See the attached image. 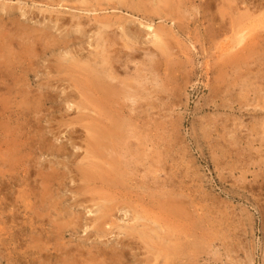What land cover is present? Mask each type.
<instances>
[{
    "label": "rangeland",
    "instance_id": "1",
    "mask_svg": "<svg viewBox=\"0 0 264 264\" xmlns=\"http://www.w3.org/2000/svg\"><path fill=\"white\" fill-rule=\"evenodd\" d=\"M116 1L0 0V264H264V0ZM93 66L120 82L122 188L82 177L110 166L75 81Z\"/></svg>",
    "mask_w": 264,
    "mask_h": 264
},
{
    "label": "bare ground",
    "instance_id": "2",
    "mask_svg": "<svg viewBox=\"0 0 264 264\" xmlns=\"http://www.w3.org/2000/svg\"><path fill=\"white\" fill-rule=\"evenodd\" d=\"M100 2V1H99ZM120 4H121V2H120V0L118 1ZM135 2V1H134ZM109 3V2H108ZM107 3V4H108ZM111 3H113V2H111ZM104 4V3H103ZM115 4V3H114ZM119 4V5H120ZM246 4V3H245ZM116 6L118 5V3H117V1H116V4H115ZM118 5V6H119ZM112 6V5H111ZM125 6V5H124ZM127 6V5H126ZM110 7V6H109ZM114 7V6H113ZM121 7H123V6H121ZM134 7V6H133ZM153 7V6H152ZM164 7V6H163ZM115 8V7H114ZM126 8V7H125ZM172 8V7H171ZM136 9V8H135ZM8 10V9H7ZM129 10V9H128ZM133 10H134V8H133ZM90 11V10H89ZM141 11V10H140ZM144 11H146V10H144ZM217 11V10H216ZM131 12H132V10H131ZM156 12H157V10H156ZM171 12V11H170ZM218 12V11H217ZM216 12V13H217ZM144 14V13H143ZM220 14V13H219ZM224 13L222 12V15H223ZM145 15H146V13H145ZM79 16H81V15H79ZM75 17V16H74ZM96 17V16H95ZM146 17V16H145ZM144 17V18H145ZM72 18H73V16H72ZM78 18H81V17H78ZM104 18V17H103ZM141 18V17H140ZM152 18V17H151ZM157 18V17H156ZM63 19V18H62ZM75 19H77V17L75 18ZM74 19V20H75ZM82 19V18H81ZM56 20V19H55ZM59 20V19H58ZM77 20H79V19H77ZM97 20V19H96ZM145 20V19H144ZM147 20H148V17H147ZM146 20V21H147ZM84 21V20H83ZM120 21V20H119ZM119 21H118V23H119ZM57 22V21H56ZM76 22H78V21H75V23ZM94 22H95V19H94ZM97 22H101V21H97ZM64 23V22H63ZM74 23V22H73ZM142 23V22H141ZM149 23V22H148ZM76 24H78V23H76ZM102 24H103V22H102ZM102 24H100V25H102ZM105 24V23H104ZM107 24V23H106ZM105 24V25H106ZM124 24V23H123ZM143 24V23H142ZM150 24V23H149ZM61 25H63V24H61ZM83 25V24H82ZM91 25V24H90ZM99 25V26H100ZM120 25H122V24H120ZM95 26V25H94ZM98 26V27H99ZM108 26H109V24H108ZM156 26V25H155ZM154 26V27H155ZM81 27V25L79 26V28ZM83 27V26H82ZM81 27V28H82ZM97 27V28H98ZM101 27H104V25L103 26H101ZM121 28L123 27V26H120ZM125 27H127V26H125ZM77 28V27H76ZM76 28H74V29H76ZM87 28V27H86ZM89 28V27H88ZM96 28V27H95ZM100 28V27H99ZM119 28V27H118ZM146 28V27H145ZM216 28V27H215ZM18 29V28H17ZM105 29V28H104ZM108 29V28H107ZM106 29V30H107ZM124 29V28H123ZM158 29V28H157ZM156 29V30H157ZM78 30V29H77ZM76 30V31H77ZM82 30V29H81ZM80 30V31H81ZM87 30V29H86ZM103 30V29H102ZM105 30V31H106ZM120 30H122V29H120ZM31 31V30H30ZM73 31V30H72ZM83 31V30H82ZM93 31V30H92ZM113 31V30H112ZM123 31V30H122ZM126 31V34H127V30H125ZM130 31V30H129ZM157 31H159V30H157ZM23 32V31H22ZM84 32H85V30H84ZM94 32V31H93ZM159 32H161V31H159ZM25 33V32H24ZM74 33V32H73ZM96 33H97V31H95V35H96ZM101 33V32H100ZM103 33V32H102ZM107 33V32H106ZM157 33V32H156ZM155 33V34H156ZM80 34H81V32H80ZM99 34V33H98ZM97 34V35H98ZM123 34H125V32L123 33ZM47 35V34H46ZM94 34H93V36H95ZM110 35H111V33H110ZM243 35V34H242ZM4 36V35H3ZM29 36V35H28ZM35 36V35H34ZM44 36H45V34H44ZM113 35H111V37H112ZM25 37V36H24ZM43 37V36H42ZM70 37V36H69ZM75 37H76V35H75ZM92 37V36H91ZM96 37V36H95ZM94 37V38H95ZM98 37V36H97ZM107 38H108V35L106 36ZM110 37V36H109ZM243 37H244V35H243ZM11 38V37H10ZM46 38V37H45ZM257 38V37H256ZM258 38H259V36H258ZM9 39V38H8ZM28 39H29V37H28ZM31 39V38H30ZM29 39V40H30ZM78 39V38H77ZM98 39V38H97ZM105 39V38H104ZM115 39V38H114ZM164 39V38H163ZM43 40H44V38H43ZM92 40H93V37H92ZM91 40V41H92ZM109 40V39H108ZM134 40H135V38H134ZM133 40V41H134ZM166 40V39H165ZM254 40V39H253ZM259 40V39H258ZM32 41H34V40H32ZM75 41V40H74ZM73 41V42H74ZM80 41H81V39H80ZM90 41V42H91ZM147 41V40H146ZM257 41V40H256ZM6 42V41H5ZM10 42V41H9ZM24 42V41H23ZM34 42H36V41H34ZM38 42V41H37ZM42 42V41H41ZM69 42V41H68ZM71 42H72V40H71ZM260 42V41H259ZM258 42V43H259ZM20 43V42H19ZM30 43V42H29ZM97 43V42H96ZM113 43L115 44V42L113 41ZM113 43H111L112 45H113ZM123 43V42H122ZM134 43H135V41H134ZM141 43V42H140ZM154 43H155V41H154ZM234 43V42H233ZM257 42H256V44H258ZM73 44V43H72ZM109 44V43H108ZM152 44H153V41H152ZM254 44H255V42H254ZM110 45V44H109ZM250 46V45H249ZM43 47V46H42ZM79 48L78 49H80V46H78ZM130 47H135V46H131L130 45ZM139 47V46H138ZM248 47V46H247ZM82 48V47H81ZM100 48H101V45H100ZM113 48H114V46H113ZM227 48V47H226ZM97 49V48H96ZM102 49V48H101ZM118 49V48H117ZM131 49V48H130ZM247 49H249V48H247ZM81 50V49H80ZM87 50V49H86ZM90 49H88V52L87 53H89L90 51H89ZM100 50V49H99ZM103 50V49H102ZM101 50V51H102ZM108 50H109V48H108ZM116 50V49H115ZM132 50V49H131ZM131 50H130V52H131ZM139 50V49H138ZM79 51V50H78ZM83 51V50H82ZM95 50H93V52H94ZM147 51V50H146ZM231 51V50H230ZM247 51V50H246ZM254 51V50H253ZM253 51H248V53L249 54H251L250 52H253ZM76 52V51H75ZM93 52H91L90 54H92ZM100 52V51H99ZM115 52V51H114ZM117 52V51H116ZM111 53H112V51H111ZM124 53V52H123ZM122 53V54H123ZM126 53V52H125ZM103 54V53H102ZM102 54H100V55H102ZM106 53H104L103 55L105 56V57H107L106 55H105ZM168 54V53H167ZM234 54V53H233ZM242 54V53H241ZM248 54V55H249ZM27 55V54H26ZM76 55V54H75ZM75 55H73V56H75ZM79 55V54H78ZM94 55H95V53H94ZM100 55H99V57H100ZM112 55V54H111ZM116 54H114V57H116L117 58V56H115ZM125 55V54H124ZM162 55V54H161ZM252 55V54H251ZM86 56V55H85ZM88 56V55H87ZM86 56V59L88 58ZM103 56V57H104ZM113 56V55H112ZM123 56V55H122ZM131 56V55H130ZM133 56V55H132ZM144 56H146V55H144ZM152 56V55H151ZM241 56V55H240ZM77 57V56H76ZM80 57H81V55H80ZM119 57V56H118ZM128 57V56H127ZM250 57V56H249ZM71 58H72V55H71ZM115 58V59H116ZM120 58V57H119ZM121 58H123V57H121ZM130 58V57H129ZM158 58V57H157ZM89 59V58H88ZM108 59V58H107ZM110 59V58H109ZM114 58H112V60H113ZM118 59V58H117ZM151 59V58H150ZM228 59H229V57H228ZM231 59V58H230ZM235 59V58H234ZM233 59V60H234ZM84 60H85V57H84ZM90 60V59H89ZM105 60H106V58H105ZM111 60V61H112ZM233 60H231V61H233ZM240 60V59H239ZM67 61V60H66ZM66 61H64V62H66ZM78 61V60H77ZM92 61V60H91ZM97 61H99V60H97ZM245 61V60H244ZM80 62V61H79ZM85 62H87V61H85ZM89 62V61H88ZM117 62V61H116ZM124 62V61H123ZM147 62V61H146ZM155 62V61H154ZM68 63H69V61H68ZM94 63V62H93ZM103 63V62H102ZM231 63V62H230ZM237 63V62H236ZM239 63V62H238ZM8 64V63H7ZM6 64V65H7ZM84 64V63H83ZM96 64V63H95ZM94 64V65H95ZM124 64V63H123ZM250 64V63H249ZM61 65V64H60ZM60 65L58 66V67H60ZM107 65H111V64H106V66ZM7 66H9V65H7ZM31 66V65H30ZM86 66H87V64H86ZM89 66V65H88ZM112 66V65H111ZM111 66H107V67H111ZM116 66V65H115ZM235 66V65H234ZM74 67H76L77 68V65H73L71 68H69L68 70H71V71H75L74 70ZM94 67H95V69L98 67V66H93V69H94ZM112 67H114V66H112ZM118 67V66H117ZM119 67L121 68V64L119 65ZM17 68V67H16ZM23 68V67H22ZM100 68H102V67H100ZM123 68V67H122ZM15 69V68H14ZM112 69V68H111ZM119 69V68H118ZM118 69H115V71L116 70H118ZM237 69V68H236ZM9 70V69H8ZM21 70H24V69H21ZM79 71H81V73H79L81 76L80 77H82L81 79H75V81L77 82V84L79 85V88H80V92H82V94L84 95H86V97H88V102L90 103V104H92L93 106H94V109H97L99 112H103V113H101V114H108L109 115V117H110V122L108 123L109 125L104 129H99L98 128V126H97V128H98V130L96 131L95 130V132H96V134H93V135H96L95 136V139L93 140V141H90V148H91V150L89 151V152H92V155L96 158V160L97 159H102L103 160V162H106V163H109L110 164V166L108 167V168H105V165H103L102 164V166H104V168L102 167V166H100V165H96V164H94L96 161H94L93 163H91L90 164V162H89V164L91 165V166H93L92 167V169H90V168H81V170L83 169V171H82V177H84L85 179H87V180H94V178L97 180V178H99L100 177V179H101V181H99V182H103V183H105V185L104 186H107V188L110 186V185H117V184H120L118 187L120 188L121 186H122V181L123 180H121L122 179V176H123V174H122V172H123V168L121 167V162L119 161V158H118V156H115V155H113V156H110V154H109V152L110 151H113V150H116L117 151V147H118V144L120 143V142H118V140H120V138H121V136H122V134L124 133L125 134V132H123L124 130H123V125H124V122L123 121H121V120H123V119H120L121 117H120V115L118 114H115L117 111L115 110L116 108L114 107L115 105V103H118L117 102V98H118V95L119 94H121L119 91L121 90V88H119L120 90L118 91V89H117V83L118 82H116L117 80V77H115L116 79H115V81L113 80V78L111 77V76H108V74H106V73H108V72H106L105 73V69H101L100 71H102L104 74H102L101 72L100 73H98V72H96L97 71V69L96 70H91V67H90V69L88 68V67H79V69H78ZM113 70V69H112ZM112 70H111V72H112ZM171 70V69H170ZM30 71V70H29ZM115 71H113V73L115 72ZM18 72H20V71H18ZM64 72V71H63ZM68 71H66L65 73H67ZM77 72V71H76ZM13 73H15V72H13ZM57 73V72H56ZM61 73H62V71H61ZM69 73H71L70 71H69ZM73 73V72H72ZM75 73V72H74ZM115 73H117V72H115ZM19 74V73H18ZM59 74V72L57 73V75ZM168 74V73H167ZM13 75V74H12ZM21 75V74H20ZM29 75V74H28ZM76 75V74H75ZM117 75V74H116ZM22 76V75H21ZM60 76V75H59ZM70 76V75H69ZM113 76V75H112ZM9 77V76H8ZM22 77H25L24 75L22 76ZM27 77V76H26ZM53 77V76H52ZM79 77V78H80ZM114 77V76H113ZM167 77V76H166ZM14 78V77H13ZM59 78V77H58ZM70 78V77H69ZM25 79V78H24ZM61 79V78H60ZM65 79V78H64ZM63 79V80H64ZM71 79V78H70ZM72 79H73V76H72ZM134 79L136 80V78L134 77ZM23 80V79H22ZM51 80V79H50ZM56 80V79H55ZM58 80V79H57ZM62 80V79H61ZM62 80V81H63ZM68 80V79H67ZM123 80V79H122ZM3 81V80H2ZM60 81V80H59ZM69 81V80H68ZM138 81V80H137ZM55 82V81H54ZM131 82H132V80H131ZM134 82V81H133ZM16 83V82H15ZM29 83H30V81H29ZM56 83V82H55ZM120 83V82H119ZM118 83V84H119ZM136 83V82H135ZM21 84V83H20ZM26 84H28V83H26ZM25 84V85H26ZM52 84V83H51ZM50 84V85H51ZM67 84V83H66ZM65 84V85H66ZM129 84V83H128ZM137 84V83H136ZM46 85V84H45ZM131 85V84H130ZM161 85V84H160ZM64 86V85H63ZM133 87H134V85H132ZM137 87H138V85H136ZM70 87V86H69ZM121 87V86H120ZM124 87V86H123ZM132 87V88H133ZM16 88H18V87H16ZM46 88H48V87H46ZM45 88V89H46ZM75 88V87H74ZM124 88H126V87H124ZM132 88H130V89H132ZM135 88V87H134ZM53 89V88H52ZM68 89H70V88H68ZM67 89V90H68ZM76 89H77V87H76ZM20 90V89H19ZM66 90V89H65ZM74 90V89H73ZM78 90V89H77ZM76 90V91H77ZM128 90V89H127ZM136 90V89H135ZM134 90V91H135ZM48 91H50V90H48ZM52 91V90H51ZM69 91H71V90H69ZM132 91V90H131ZM137 91V90H136ZM79 92V91H78ZM123 93H124V90L122 91ZM141 92V91H140ZM52 93H54V92H52ZM51 93V94H52ZM76 93V92H75ZM130 93V92H129ZM135 93H138V92H135ZM73 94V93H72ZM127 94V93H126ZM50 95V94H49ZM66 95V94H65ZM69 96H71V94H69ZM130 96V94H127L126 95V97H129ZM45 97V96H44ZM63 97V96H62ZM80 97H82V95L80 96ZM84 98L83 97V99H87V98ZM122 97V96H121ZM134 97V96H133ZM155 97V96H154ZM70 98V97H69ZM73 98H74V95H73ZM79 98V97H78ZM123 98V97H122ZM156 98V97H155ZM63 99H65L64 97H63ZM66 99H68V98H66ZM82 99V100H83ZM136 99V98H135ZM135 99H133V100H135ZM137 99H139V98H137ZM40 100L41 99H39V102L38 103H40ZM121 100V99H120ZM72 101V100H71ZM73 101H74V99H73ZM77 101V99L75 100V102ZM84 101V100H83ZM82 101V102H83ZM86 101V100H85ZM123 101V99L121 100V102ZM128 101V100H127ZM137 101V100H136ZM74 102V103H75ZM126 102V101H125ZM73 103V104H74ZM87 103V102H86ZM140 103V102H139ZM78 104H80V103H78ZM82 104V103H81ZM89 104V105H90ZM119 104V103H118ZM114 105V106H113ZM129 105V104H128ZM132 105V104H131ZM134 105V104H133ZM86 106V105H85ZM88 106V105H87ZM87 106H86V108H87ZM112 106H113V108H112ZM117 106V105H116ZM119 106V105H118ZM117 106V107H118ZM125 106V105H124ZM76 107H77V105H76ZM129 107V106H128ZM135 107H136V102H135ZM74 109H75V107H74ZM90 109H92V108H90ZM115 111V113H114V111ZM119 111H121L122 110V108H121V110H120V108H117ZM123 109H125V108H123ZM79 110V109H78ZM82 110V109H81ZM84 111H86V110H84ZM89 111V110H88ZM92 111H94V110H92ZM130 111V110H129ZM98 112V113H99ZM122 113L124 112V111H121ZM120 112V113H121ZM78 113H81V112H78ZM84 113V116H85V112H83ZM133 113V112H132ZM138 113V112H137ZM97 114V113H96ZM114 114L116 115V116H114ZM125 114V113H124ZM139 114V113H138ZM100 115V114H99ZM105 115V116H106ZM122 115V114H121ZM130 115V113H128V114H126V116L128 117ZM90 116V115H89ZM136 116V115H135ZM134 116V117H135ZM83 117V116H82ZM99 117V116H98ZM123 117H124V115H123ZM137 117H139V116H137ZM88 118V117H87ZM103 118V117H102ZM141 118H142V116H141ZM104 119V118H103ZM125 119V118H124ZM135 119V118H134ZM139 119V118H138ZM81 121H82V118L80 119ZM92 120V119H91ZM99 120V119H98ZM97 120V121H98ZM129 120H132V119H129ZM136 120V119H135ZM141 120V119H140ZM75 121H76V119H75ZM81 121H79L80 123H81ZM104 121V120H103ZM143 121V120H142ZM69 122H71V121H69ZM78 122V123H79ZM87 122L88 121H86V124H87ZM127 122H129L128 120H127ZM127 122H125L126 124H127ZM132 122V121H131ZM135 122V121H134ZM140 122V121H139ZM138 122V123H139ZM79 123V124H80ZM106 123V122H105ZM69 124H72V123H69ZM82 124V123H81ZM85 124V123H84ZM98 124V123H97ZM125 124V125H126ZM128 124H131L130 122L128 123ZM128 124L126 125V126H128ZM132 124H134V123H132ZM131 124V125H132ZM136 124V123H135ZM91 125V124H90ZM100 125V124H99ZM102 125V124H101ZM106 125V124H105ZM137 125V124H136ZM130 126V125H129ZM99 127H101V126H99ZM105 127V126H104ZM76 128V127H75ZM126 129V128H125ZM76 130V129H75ZM87 130V129H86ZM85 130V131H86ZM71 131V130H70ZM73 132V131H72ZM75 132V131H74ZM73 132V133H74ZM128 132V131H127ZM127 132H126V134H127ZM132 133V132H131ZM72 134V133H71ZM91 134V133H90ZM125 134V135H126ZM128 135H129V133H128ZM128 135H127V137H128ZM131 135V134H130ZM134 135V134H133ZM93 137V136H92ZM124 137H126V136H124ZM123 137V140L125 139ZM130 137H132V136H130ZM119 138V139H118ZM127 139V138H126ZM84 140H86V138L84 139ZM88 140V139H87ZM86 140V141H87ZM128 140V139H127ZM85 142V141H84ZM88 142V141H87ZM86 142V143H87ZM129 142H130V140H129ZM89 143V142H88ZM85 144V143H84ZM124 144V143H123ZM121 145V144H120ZM121 146H123V145H121ZM125 146H126V144H125ZM125 146H123V147H125ZM127 146H129V143H128V145ZM126 148V147H125ZM124 148V149H125ZM42 149V148H41ZM128 149V148H127ZM87 150V149H86ZM130 150V149H129ZM118 151H119V149H118ZM128 151V150H127ZM127 151H125V152H127ZM34 152V151H33ZM127 153H129V152H127ZM133 153V152H132ZM73 154V153H72ZM125 154V153H124ZM89 155V156H88ZM87 155V157H90L91 155H90V153ZM122 155H123V153H122ZM126 155V154H125ZM134 155V154H133ZM74 156V155H73ZM86 156V155H85ZM92 156V157H93ZM86 157V158H87ZM126 157V156H125ZM125 157H123V158H125ZM130 157V156H129ZM73 158V157H72ZM95 158H94V160H95ZM128 158V157H127ZM131 158V157H130ZM92 159V158H91ZM121 159V158H120ZM81 160V159H80ZM84 160V159H83ZM86 160V159H85ZM131 160V159H130ZM99 161V160H98ZM121 161H123V160H121ZM127 161V160H126ZM77 162V161H76ZM78 163V162H77ZM80 163V162H79ZM87 163V162H86ZM130 163H131V161H130ZM81 164V163H80ZM125 164H126V162H125ZM129 164V163H128ZM135 164V163H134ZM94 165H96V167H99V171L98 172H96V170H97V168L95 169V167H94ZM124 165V164H123ZM81 166H82V164H81ZM126 166V165H125ZM24 167V166H23ZM77 167H78V165H77ZM85 167V166H84ZM132 166H130V168H131ZM122 168V169H121ZM125 168V167H124ZM129 168V167H128ZM56 169V168H55ZM70 169H72V167L70 168ZM73 169H76V168H73ZM79 169V168H78ZM95 169V170H94ZM133 169V168H132ZM25 170H26V168H25ZM121 170H122V172H121ZM74 171V170H73ZM128 171H130V169L128 170ZM25 172H27V171H25ZM24 172V173H25ZM77 173H78V171H77ZM79 173H81V172H79ZM127 173H130V172H127ZM45 174H46V176L48 175L49 176V174L48 173H44V175L43 176H45ZM58 174V173H57ZM77 175V174H76ZM129 175V174H128ZM41 176V175H40ZM53 176V175H52ZM56 176V175H55ZM64 177V176H63ZM66 177V176H65ZM73 177L75 178V176L73 175ZM81 177V176H80ZM81 177V178H82ZM127 177V176H126ZM125 177V178H126ZM57 178V177H56ZM80 178V179H81ZM130 177H128V179H129ZM45 179V178H44ZM43 179V180H44ZM127 179V180H128ZM131 179H133V178H131ZM135 179V178H134ZM41 180H42V178H41ZM65 180V179H64ZM82 180H83V178H82ZM82 180H80V181H82ZM136 180V179H135ZM142 180V179H141ZM58 181V180H57ZM131 181V180H130ZM137 181V180H136ZM46 182V181H45ZM48 182V181H47ZM47 182H46V184H47ZM83 182H86V181H83ZM90 182V181H89ZM89 182H88V184H89ZM98 182V181H97ZM127 182V181H126ZM43 183V182H42ZM50 183V182H49ZM60 183H62V182H60ZM129 183V182H128ZM44 184V183H43ZM78 184V183H77ZM76 184V185H77ZM88 184L87 183H85V187H86V185L88 186ZM93 185V183H90V185ZM98 184V183H97ZM101 184V183H100ZM55 185H57V184H55ZM59 185V184H58ZM61 185V184H60ZM60 185H59V187H60ZM75 186V185H74ZM82 186V185H81ZM83 186H84V184H83ZM95 186V185H94ZM102 186V185H101ZM126 186V185H125ZM44 187V186H43ZM48 187V186H47ZM53 187V186H52ZM85 187H83V189L85 188ZM127 187V186H126ZM126 187H124L125 189H126ZM129 187V186H128ZM127 187V188H128ZM49 188V187H48ZM57 188V187H56ZM78 189V188H81V187H75V189ZM92 188V187H91ZM90 187H89V189H91ZM97 188V187H96ZM96 188H94V189H96ZM100 188V187H99ZM99 188H98V190H99ZM102 188L104 189V187L102 186ZM122 188V187H121ZM132 188V187H131ZM142 188H143V186H142ZM156 188V187H155ZM46 189V188H45ZM71 189V188H70ZM76 189V190H77ZM82 189V191L83 192H87L86 191V189L87 188H85V190H83ZM101 189V188H100ZM81 190V189H80ZM88 190V189H87ZM23 191V190H22ZM90 191V190H89ZM92 191H93V188H92ZM105 191V190H104ZM123 191H125V190H123ZM25 192V191H24ZM76 192V191H75ZM73 193L74 195L77 193V192H79L78 190H77V192L76 193ZM83 192H81V194H84ZM99 193V195L98 196H100V190L98 191ZM102 192V191H101ZM106 192V191H105ZM116 192H118V191H116ZM129 192H132V191H129ZM23 193V192H22ZM28 193V192H27ZM31 193V192H30ZM80 193V192H79ZM78 193V194H79ZM120 193V192H119ZM122 193H124V192H122ZM24 194V193H23ZM29 194V193H28ZM76 195V197L77 196H81V195ZM117 193H115V195H116ZM125 194H129V193H125ZM74 195H73V197H74ZM120 195V194H119ZM123 195V194H122ZM132 195H134V194H132ZM137 195V194H136ZM135 195V196H136ZM97 196V197H98ZM102 197L104 196V195H101ZM108 196H109V194H108ZM107 196V197H108ZM152 196H153V194L151 195V198H152ZM93 198H94V196H92ZM101 197V198H102ZM106 197V196H105ZM110 197V196H109ZM113 197V196H112ZM129 197V196H128ZM136 197H138V196H136ZM82 198V197H81ZM83 198H85V197H83ZM89 198H91V197H89ZM99 198V197H98ZM124 198V197H123ZM126 198H127V195H126ZM134 198V197H133ZM132 198V199H133ZM155 198H157V197H155ZM154 198V199H155ZM87 199H88V197H87ZM92 199V198H91ZM97 199V198H96ZM105 199H107V198H105ZM117 199V198H116ZM119 199H120V196H119ZM137 200H139V198H136ZM153 199V200H154ZM74 200V199H73ZM83 200V199H82ZM109 200V199H108ZM124 200H125V198H124ZM128 200V199H127ZM129 200H131V199H129ZM128 200V201H129ZM42 201V200H41ZM87 201H91V200H87ZM157 201V200H156ZM110 202H111V198H110ZM126 202V201H125ZM131 203H134V201H130ZM136 202V201H135ZM106 203V202H105ZM113 203V202H112ZM116 202H114V204H115ZM138 203V202H137ZM153 203V202H152ZM165 203V202H164ZM74 204H75V202H74ZM78 204V203H77ZM76 204V205H77ZM139 204H141L140 202H139ZM154 204V203H153ZM152 204V205H153ZM157 204V203H156ZM160 204V203H159ZM159 204H157V205H159ZM75 205V206H76ZM107 205H110V203L109 204H107ZM112 205V204H111ZM110 205V207L109 208H112L113 206H111ZM119 205V204H118ZM117 205V206H118ZM122 205V204H121ZM126 205V204H125ZM131 205L132 204H130L129 203V206L131 207ZM137 205V204H136ZM175 205V204H174ZM101 206H103L102 205V203H101ZM123 206H124V204H123ZM128 206V205H127ZM128 206V207H129ZM132 206H135V205H132ZM100 207V206H99ZM125 207V206H124ZM140 207H142V205L140 206ZM153 207V206H152ZM156 207V206H155ZM160 208H161V206H159ZM104 208V207H103ZM107 208V207H106ZM109 208H107V211L108 210H110ZM114 208H116V204H115V207ZM113 208V209H114ZM122 208V207H121ZM137 208L138 207H136V210H135V208H134V210H135V212H137ZM143 208V207H142ZM141 208V209H142ZM154 208V207H153ZM30 209V208H29ZM117 209V208H116ZM123 209V208H122ZM121 209V210H122ZM158 209V208H157ZM176 209V208H175ZM112 210V209H111ZM120 210V211H121ZM131 210V213H132V210H133V208H131L130 209ZM134 210H133V212H134ZM144 210H145V208H144ZM159 210V209H158ZM99 211V210H98ZM113 212L115 211V209L114 210H112ZM117 211V210H116ZM125 212H126V210H124ZM124 211H123V214H124ZM151 211V210H150ZM156 211V210H155ZM169 211V210H168ZM100 212V211H99ZM105 212H106V210H105ZM110 212V211H109ZM145 212H147V210L145 211ZM128 213V212H127ZM151 213V212H150ZM152 213H154V212H152ZM157 213H158V211H157ZM103 215V214H102ZM107 215H108V213H107ZM111 215V214H110ZM117 215V214H116ZM124 215H129V214H124ZM151 216H152V214H150ZM154 215V214H153ZM157 215V214H156ZM81 216V215H80ZM100 217H101V220H102V216L101 215H99ZM132 216V215H131ZM141 216H142V213H141ZM144 216H146V215H144ZM143 216V217H144ZM98 217V216H97ZM104 217V216H103ZM109 217V216H108ZM112 217H114V216H112ZM116 217V216H115ZM134 217V216H133ZM78 218V217H77ZM105 218V217H104ZM104 218H103V222H104ZM146 218V217H145ZM147 218H149V217H147ZM151 218V217H150ZM94 220H95V218H93ZM128 219H129V217H128ZM151 219H153V218H151ZM118 220V219H117ZM126 220H127V218H126ZM132 220V219H131ZM147 220V219H146ZM155 220V219H154ZM99 221V220H98ZM106 222V221H105ZM107 222H109V221H107ZM106 222V223H107ZM116 222H118V221H116ZM125 222V221H124ZM101 223V222H100ZM106 223H104V224H106ZM121 223H123L122 221H121ZM139 223V222H138ZM141 223V222H140ZM96 224V223H95ZM143 224V223H142ZM124 225V224H123ZM95 227L97 226V225H94ZM101 227H102V225H101ZM100 227V228H101ZM98 229V230H101V229ZM104 228V227H103ZM102 228V229H103ZM95 229V228H94ZM97 230V229H96ZM95 230V231H96ZM142 230H143V228H142ZM101 232H105L104 231V229H103V231H101ZM100 232V233H101ZM157 232V231H156ZM98 233V232H97ZM123 235H124V233H123ZM126 236H127V234H125ZM120 238V237H119ZM126 238V237H125ZM160 238V237H159ZM120 241V240H119ZM121 242V241H120ZM126 242V241H125ZM119 243V242H118ZM123 243V242H122ZM133 243V242H132ZM124 245H125V243H124ZM127 245V244H126ZM129 245H130V243H129ZM126 247V246H125ZM124 247V248H125ZM129 247V246H128ZM134 247V246H133ZM133 247H131L132 249H133ZM130 248V247H129ZM128 248V249H129ZM130 248V249H131ZM126 249V248H125ZM129 249V250H130ZM131 249V250H132ZM113 250H114V248H113ZM130 250V251H131ZM112 251V250H111ZM111 251H110V253H111ZM118 251V250H117ZM119 251H120V249H119ZM126 251V250H125ZM115 252V251H114ZM116 253H118V252H116ZM121 253V252H120ZM119 254V253H118ZM132 254V253H131ZM112 255V254H111ZM132 255H134V254H132ZM133 257V256H132ZM137 258V257H136ZM141 258V257H140ZM154 259V258H153ZM144 261V260H143Z\"/></svg>",
    "mask_w": 264,
    "mask_h": 264
}]
</instances>
